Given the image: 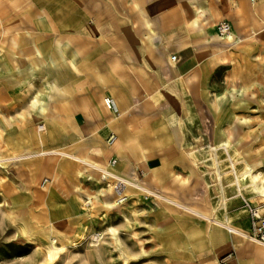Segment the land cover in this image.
<instances>
[{
	"label": "rangeland",
	"instance_id": "1",
	"mask_svg": "<svg viewBox=\"0 0 264 264\" xmlns=\"http://www.w3.org/2000/svg\"><path fill=\"white\" fill-rule=\"evenodd\" d=\"M161 1L188 30L173 44L195 47L202 82L152 83L138 98L137 85L114 77L129 78L139 44L157 36ZM0 74V264H201L227 231L87 164L41 155L49 151L214 221L236 218L244 243L264 249L252 240V213L264 215V0H0ZM79 111L90 125L75 123ZM129 114L128 140L108 146ZM134 151L138 162L119 164ZM154 155L166 156L170 182L144 171Z\"/></svg>",
	"mask_w": 264,
	"mask_h": 264
},
{
	"label": "crops",
	"instance_id": "2",
	"mask_svg": "<svg viewBox=\"0 0 264 264\" xmlns=\"http://www.w3.org/2000/svg\"><path fill=\"white\" fill-rule=\"evenodd\" d=\"M164 3V1L158 2L160 6L155 7L154 13L159 16V18L150 21V26L155 27L157 30V36L144 40L142 41L143 44H139V48L137 50V61H134L131 64V76H129V78L127 76L119 75L114 77L115 83H131L137 85L135 89L138 94V98H145L144 93H146V87H149V85L152 83L163 86L165 83H169V81L173 79L179 83L180 80H183L184 82H188L190 85L196 86L197 83L200 85L202 82V80L199 78L198 71L201 66L194 60L196 56L195 47H193L192 44H189L187 41L186 42L188 44L183 42V46H177L173 44L174 36L188 35V30L179 26V19H172L170 18L169 14H165L166 8L165 6H161V4ZM170 53H173L172 55L177 54L179 57V61L177 63H173V65L168 60V54ZM157 91L158 89L154 88V92ZM107 97L113 100L112 97L106 96L105 98ZM114 104L117 106L115 101ZM99 108L102 110V104L99 105ZM117 109L119 111V116H116L109 110L107 111L110 112L116 119H120L121 112L118 106ZM148 109V106L144 107L145 112L148 111ZM131 110H134L133 107H131ZM147 115L148 114L146 113V116ZM80 117L83 119H80ZM74 120L77 125H90L85 111L77 112ZM129 121L132 124L134 122V119H131V115L127 116L126 119L121 123H114L115 133L109 129L107 132V139L111 135H115L117 137V141L120 138L119 144L124 140H128L125 139V137L129 134L128 131L123 130V125L124 122L127 125L130 123ZM131 123L130 125H132ZM137 154L139 155V153L134 151L131 155L129 154V156L127 153L124 154V156L122 155L121 157H118L119 164L124 163L125 165L129 166V164L138 162ZM144 171L146 173H162L164 175V182H167V179L170 182L172 178L171 170L169 168L167 169L166 156L154 155L149 157L144 163ZM238 205L242 206L241 210L243 213H250V204L245 201L244 197L240 198ZM172 206L176 207L175 205ZM185 207L188 208L189 212L184 211L179 207L177 208L197 218L213 222L217 226L227 230L222 232V240L217 242V246L214 248L212 253H210V255H203L198 258L202 259L201 264H249L250 262H264V249L257 247L256 245L244 243V241L239 237V235L246 236V234L234 227L239 224L236 218L234 221H232V224L217 222L198 210H195L189 206ZM231 210L233 215H236L235 207H232ZM192 212H196L197 214H192ZM252 240L256 241L260 245H264L258 240Z\"/></svg>",
	"mask_w": 264,
	"mask_h": 264
},
{
	"label": "bare ground",
	"instance_id": "3",
	"mask_svg": "<svg viewBox=\"0 0 264 264\" xmlns=\"http://www.w3.org/2000/svg\"><path fill=\"white\" fill-rule=\"evenodd\" d=\"M263 10V9H262ZM7 48V47H6ZM2 70V69H1ZM9 70V69H8ZM7 73V72H6ZM34 74V73H33ZM1 75V74H0ZM28 82V81H27ZM108 110V109H107ZM45 116V115H44ZM3 131V130H2ZM7 134V133H6ZM17 134V133H16ZM4 138V137H3ZM24 140V139H23ZM28 140V139H27ZM83 140V139H82ZM14 142V141H13ZM77 142V141H76ZM29 143V142H28ZM65 143V142H64ZM17 145V144H16ZM19 145V144H18ZM17 145V146H18ZM21 145H23L24 146V143L23 144H21ZM26 146V145H25ZM67 147V146H66ZM114 147V146H113ZM116 147V146H115ZM19 148H20V146H19ZM62 148V147H61ZM111 148V147H110ZM15 149H17V148H15ZM109 149V148H108ZM116 149V148H115ZM52 150V149H51ZM31 151V150H30ZM108 151V150H107ZM89 152V151H88ZM109 152H111V151H109ZM7 155V154H6ZM13 155V154H12ZM30 155V154H29ZM41 155H61V156H63V157H66V158H69V159H72V160H75V161H79V162H82V163H84V164H87L88 166H91L92 168H95V169H97V170H101L102 172H104L106 175H108L110 178H112V179H115V180H117L118 182H119V184H121V185H127V186H130V187H134V188H137V189H139V190H141V191H144V192H146V193H149L150 195H153V196H155V197H157V198H159V199H161V200H163L164 202H166V203H168V204H170V205H175L176 207H179V208H181L182 210H184V211H187V212H189V210H188V208H186L185 206H183L182 204H179V203H177V202H175V201H173V200H171V198L170 199H168V198H164V197H162L161 195H159V193L158 194H155V193H153V192H151V191H149V190H147V189H145V188H142V187H140L138 184H136L135 182H132V181H130V180H128V179H125V178H123L122 176H119V175H116V174H114V173H112V172H109V169H107V170H105L104 168H102L101 166H99V165H97L96 163H93V162H90L89 160H87V159H85V158H83V157H81V156H78V155H75V154H72V153H69V152H59V151H49V152H43V153H41ZM23 156V155H22ZM21 156V157H22ZM20 157V156H19ZM109 157V156H108ZM13 158V157H12ZM92 160V159H91ZM113 162V161H112ZM67 163V162H66ZM113 164H115V162H113ZM117 167V166H116ZM34 168V167H33ZM60 169V168H59ZM28 170V169H27ZM59 171V170H58ZM119 171V170H118ZM65 172V171H64ZM84 172V171H83ZM66 173V172H65ZM103 173V174H104ZM68 174V173H67ZM88 174V173H87ZM254 174V173H253ZM30 176V175H29ZM44 179V178H43ZM106 179V178H105ZM21 182V181H20ZM45 182V181H44ZM114 182V184H115V181H113ZM62 183V182H61ZM104 184V183H103ZM106 184V183H105ZM118 184V183H117ZM23 185V184H22ZM63 185V184H62ZM29 187H30V185H29ZM51 187H52V185H51ZM75 187H76V185H75ZM124 187V186H123ZM39 189V188H38ZM74 189V188H73ZM258 189H259V187H258ZM53 190V189H52ZM67 190V189H66ZM122 190V189H121ZM119 191V190H118ZM126 191V190H125ZM76 192H77V190H76ZM28 193H30V192H28ZM27 193V194H28ZM75 193V192H74ZM37 194V193H36ZM49 194V193H48ZM77 194V193H76ZM123 194V193H122ZM135 194V193H134ZM40 196V195H39ZM44 196V195H43ZM78 196V195H77ZM165 196V195H164ZM37 197V196H36ZM100 197V196H99ZM116 197V196H115ZM128 197V196H127ZM132 197V196H131ZM39 198V197H38ZM44 198V197H43ZM76 198H78V197H76ZM114 198V197H113ZM112 198V199H113ZM118 198V197H117ZM24 199V198H23ZM122 199V198H121ZM37 200V199H36ZM47 200V199H46ZM63 200V199H62ZM111 200V199H110ZM17 201V200H16ZM18 201H20L21 202V200H18ZM98 201H99V199H98ZM78 202V201H77ZM119 202H120V200H119ZM25 203V202H24ZM41 203V202H40ZM118 203V202H117ZM35 205V204H34ZM13 206V205H12ZM24 206V205H23ZM119 206V205H118ZM19 207H21V206H19ZM19 207H17V208H19ZM32 207V206H31ZM28 208H30V207H28ZM54 210V209H53ZM62 210V209H61ZM68 210V209H67ZM15 212V211H14ZM52 212V211H51ZM44 213V212H43ZM56 213V212H55ZM23 214V213H22ZM83 214V213H82ZM192 214H197L196 212H192ZM158 215H160V214H158ZM22 216V215H21ZM49 216V215H48ZM62 216V215H61ZM69 216V215H68ZM78 216V215H77ZM16 217V216H15ZM28 217V216H27ZM154 218V217H153ZM155 218H156V216H155ZM50 219V218H49ZM48 219V220H49ZM157 221V220H156ZM37 224V223H36ZM63 225V224H62ZM77 225V224H76ZM155 225H157V224H155ZM57 226V225H56ZM55 226V227H56ZM65 226H67V225H65ZM54 227V228H55ZM71 227H73V226H71ZM53 228V229H54ZM50 229V228H49ZM57 229V228H56ZM80 230H81V228H80ZM51 231V230H50ZM50 233V232H49ZM48 233V234H49ZM159 233V232H158ZM162 235V234H161ZM41 236V235H40ZM162 237V236H161ZM45 238V237H44ZM53 239V238H52ZM259 241V240H258ZM260 242V241H259ZM261 243V242H260ZM263 244V243H262Z\"/></svg>",
	"mask_w": 264,
	"mask_h": 264
},
{
	"label": "built area",
	"instance_id": "4",
	"mask_svg": "<svg viewBox=\"0 0 264 264\" xmlns=\"http://www.w3.org/2000/svg\"><path fill=\"white\" fill-rule=\"evenodd\" d=\"M218 32L221 38L228 37L230 35V26L228 23L221 24L218 28ZM172 62L177 61V56L174 55L171 58ZM104 103L106 108L113 112L116 116H119V111L116 108L114 101L107 97L104 99ZM117 141V137L115 135H111L108 140L107 144L108 146H113ZM252 216L255 220H257V238H259V241L264 244V215L260 214L258 210H254L252 213Z\"/></svg>",
	"mask_w": 264,
	"mask_h": 264
}]
</instances>
